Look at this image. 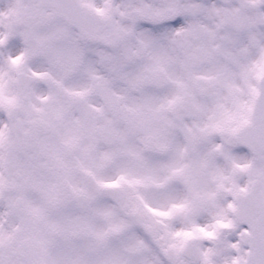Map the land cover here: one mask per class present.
Here are the masks:
<instances>
[{
	"label": "snow or ice",
	"instance_id": "snow-or-ice-1",
	"mask_svg": "<svg viewBox=\"0 0 264 264\" xmlns=\"http://www.w3.org/2000/svg\"><path fill=\"white\" fill-rule=\"evenodd\" d=\"M0 264H264V0H0Z\"/></svg>",
	"mask_w": 264,
	"mask_h": 264
}]
</instances>
